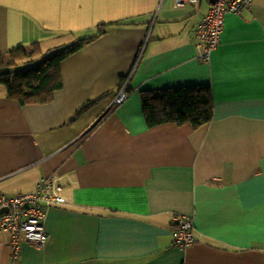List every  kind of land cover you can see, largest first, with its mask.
<instances>
[{
    "label": "crops",
    "instance_id": "crops-1",
    "mask_svg": "<svg viewBox=\"0 0 264 264\" xmlns=\"http://www.w3.org/2000/svg\"><path fill=\"white\" fill-rule=\"evenodd\" d=\"M212 4L0 0V57L97 35L62 60L49 102L0 83V194L56 174L69 199L48 209L45 245L19 240L14 257L0 231V264H264V0L226 15L204 62L194 37ZM198 84L212 87L211 122L149 127L143 92ZM178 215L199 238L187 247Z\"/></svg>",
    "mask_w": 264,
    "mask_h": 264
},
{
    "label": "trees",
    "instance_id": "trees-1",
    "mask_svg": "<svg viewBox=\"0 0 264 264\" xmlns=\"http://www.w3.org/2000/svg\"><path fill=\"white\" fill-rule=\"evenodd\" d=\"M104 31L101 29L99 33ZM96 36L79 39L74 44L52 51L42 61L25 69L15 70L20 65V59L25 58L27 50L21 47L10 51V62H6L4 56L0 57V83L7 87L10 97L23 103L49 102L55 91L63 85L62 60ZM35 54L44 55L38 44L33 45L31 50V55ZM142 101L149 127L173 122L178 125L190 123L198 128L211 122L215 114L213 90L208 84L145 91L142 93Z\"/></svg>",
    "mask_w": 264,
    "mask_h": 264
},
{
    "label": "built area",
    "instance_id": "built-area-1",
    "mask_svg": "<svg viewBox=\"0 0 264 264\" xmlns=\"http://www.w3.org/2000/svg\"><path fill=\"white\" fill-rule=\"evenodd\" d=\"M198 0H176V6L183 7ZM254 0H217L200 20L195 31L194 43L197 56L201 61L209 62L211 53L218 47L228 13L241 14L249 9ZM128 94L125 85L121 87L115 103L125 101ZM64 185L56 174L43 177L35 189L15 195L0 194V231L12 236V255L18 254V241L24 240L36 245H45L49 234L45 227L48 209L67 204L69 199L63 194ZM193 219L177 216L175 240L180 247H187L198 241L193 231Z\"/></svg>",
    "mask_w": 264,
    "mask_h": 264
},
{
    "label": "rangeland",
    "instance_id": "rangeland-1",
    "mask_svg": "<svg viewBox=\"0 0 264 264\" xmlns=\"http://www.w3.org/2000/svg\"><path fill=\"white\" fill-rule=\"evenodd\" d=\"M31 56H35L36 58L33 61H28L25 63L22 62L25 59H31ZM44 57H45V55H39V54L31 55V50L27 51L25 58L20 59L22 63L20 62L21 64L18 67H16L15 70L25 69V68L31 67L34 64L42 61L44 59ZM3 58L5 59L6 62L11 61L10 55L4 56ZM0 88L4 89V86L2 84H0Z\"/></svg>",
    "mask_w": 264,
    "mask_h": 264
},
{
    "label": "water",
    "instance_id": "water-1",
    "mask_svg": "<svg viewBox=\"0 0 264 264\" xmlns=\"http://www.w3.org/2000/svg\"><path fill=\"white\" fill-rule=\"evenodd\" d=\"M215 1H217V0H211V3H214Z\"/></svg>",
    "mask_w": 264,
    "mask_h": 264
}]
</instances>
